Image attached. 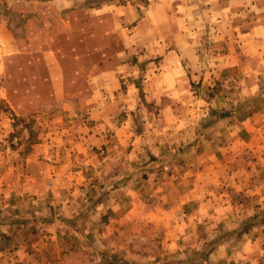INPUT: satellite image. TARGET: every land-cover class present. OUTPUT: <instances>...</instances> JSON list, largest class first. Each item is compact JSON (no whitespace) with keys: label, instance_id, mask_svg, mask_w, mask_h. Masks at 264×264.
Wrapping results in <instances>:
<instances>
[{"label":"rangeland","instance_id":"374dc122","mask_svg":"<svg viewBox=\"0 0 264 264\" xmlns=\"http://www.w3.org/2000/svg\"><path fill=\"white\" fill-rule=\"evenodd\" d=\"M250 81L264 85V0H0V222L14 223L0 264H264L262 136L225 163L204 141L218 118L264 105ZM62 157L75 174L56 181ZM170 170L213 205L185 250L153 214L157 195L106 206ZM74 187L89 190L87 236L67 257L42 212L5 193Z\"/></svg>","mask_w":264,"mask_h":264},{"label":"crops","instance_id":"0c3cea01","mask_svg":"<svg viewBox=\"0 0 264 264\" xmlns=\"http://www.w3.org/2000/svg\"><path fill=\"white\" fill-rule=\"evenodd\" d=\"M233 65L232 63L228 67H234ZM226 69L229 71L230 68ZM250 83H252L249 85L252 95L260 94L264 91V85H261L260 82L250 81ZM254 84H256V87H251ZM71 93L68 92L63 97L71 98L79 96L78 93ZM80 96L84 99L89 97L92 101H94V98H97L86 92L81 93ZM106 97L109 98L110 96ZM262 102L263 100L254 107L248 106L246 111L243 109L233 111L228 116H222L214 122L212 128L209 130L210 132H207L204 141L214 148L212 157L215 161L225 163L230 161L228 157H232L233 160L236 159L245 147L254 144L261 136L262 139L260 138L259 141L261 142L262 140L264 143V105H262ZM110 103L107 102L104 105H109ZM196 145L193 144L190 148L193 149ZM46 162L44 160V163L47 165ZM66 162L64 157L60 158L59 165L56 167L58 170H56L53 180L66 181L70 175L75 174L70 169L69 164L66 165ZM172 173V170H170V175L166 177V182H163L158 176H153L154 179L150 177L149 181L144 180L134 190H114V196L118 197V199L112 200L110 198L106 206L114 211L118 207L123 209H127V206H131L130 208H135L136 206L144 207L142 202L144 195H157L158 201L155 204L156 207L153 214L161 220L163 227L166 228L168 237L171 236L173 239V236H176L177 240H173L182 242V246L180 245L181 249L185 250V244L187 243L185 237L188 235L186 229L191 227V224L194 222L197 223L206 218H212L209 217L210 214H204V211L209 212L208 209H213V205H211V199H208L209 201L205 199V196H208L207 190L199 189V182L195 181V178L190 177L192 173L189 170L181 173L175 172L176 175ZM190 178L191 185L188 182ZM144 185H146L148 190H143ZM149 185L150 187H148ZM163 188L164 190H160ZM75 189L76 187L72 190L60 188L59 190H6L5 195H7L8 204H11V200L13 202L16 198H21L23 208L31 205L32 207L34 206L33 208L40 210L42 215L46 217L45 226L53 232V235H50L51 238L61 244L62 249L65 250V256L69 257L72 253L76 254L79 250L78 239L82 240L84 234L87 236L86 233L82 234L79 231V227H83L84 218L77 217V213L81 207V203L86 200L82 195L86 192L88 193L89 190H84V193H81L83 190ZM113 202L116 206L112 208ZM31 206H28L24 211H27ZM12 207H15V205L13 204ZM222 208H219V210H222ZM224 209L229 211L227 207ZM225 213L228 216L229 212ZM96 219L93 213L89 216L87 215L85 218L86 227L91 226V224L95 226ZM13 225V222H0V228L8 227L9 229Z\"/></svg>","mask_w":264,"mask_h":264}]
</instances>
